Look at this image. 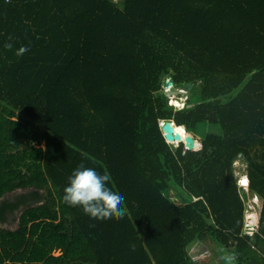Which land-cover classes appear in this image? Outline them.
Segmentation results:
<instances>
[{
    "label": "trees",
    "instance_id": "obj_1",
    "mask_svg": "<svg viewBox=\"0 0 264 264\" xmlns=\"http://www.w3.org/2000/svg\"><path fill=\"white\" fill-rule=\"evenodd\" d=\"M169 77L194 84L181 110ZM239 160L263 202L253 234ZM80 164L126 193L123 219L63 202ZM24 206L0 264H199L208 239L264 264V0H0V224Z\"/></svg>",
    "mask_w": 264,
    "mask_h": 264
},
{
    "label": "clouds",
    "instance_id": "obj_2",
    "mask_svg": "<svg viewBox=\"0 0 264 264\" xmlns=\"http://www.w3.org/2000/svg\"><path fill=\"white\" fill-rule=\"evenodd\" d=\"M4 47L11 50L13 44L9 42ZM29 50L27 46H22L16 51V55L22 56ZM110 183L111 177L108 173L102 174L95 168L80 164L68 177L63 189V202L70 207L82 208L92 219H123L127 213V195L122 190L109 187ZM222 259L226 264H234L236 255H223Z\"/></svg>",
    "mask_w": 264,
    "mask_h": 264
},
{
    "label": "rangeland",
    "instance_id": "obj_3",
    "mask_svg": "<svg viewBox=\"0 0 264 264\" xmlns=\"http://www.w3.org/2000/svg\"><path fill=\"white\" fill-rule=\"evenodd\" d=\"M166 90L163 88L162 92L165 94ZM169 98H171V97H169ZM182 100L184 102L183 107L182 108L177 107V109L181 110L187 105V103L189 101L188 95L183 96ZM171 101L175 104L174 99H171ZM169 106H171L170 99H169ZM18 118L23 120V121L29 119L23 112L18 114ZM210 131H211L210 129L206 130V132H210ZM173 145L176 148H178L180 146V144H173ZM234 167H235V175H236V178L238 181L239 188L242 191L246 192L247 194H250V196H248V199L246 200V202H247L246 226L249 227L250 224L253 223L252 222L253 220H251V218H254V217H255L256 223L259 224L258 220H260V211H261L263 202H262V200H260L257 197H255V198L252 197L249 187H247V188L245 187V189H244V186H242V184H241L242 183L241 182L242 177L247 174V164L245 163L244 160H239L235 163ZM249 186H250V183H249ZM32 193H33V191H18L16 193H12V194H9L7 196L9 197L10 201L17 202V199L24 201L26 199L25 196H30V195H32ZM172 197L174 198V196H172ZM255 200H257V201H255ZM177 203L179 204V202H177ZM26 208H27V206L22 211L24 212ZM21 213L12 217L10 219V221L6 225H2V227L5 229H8V230H12V231L17 230L19 227V223H20ZM253 225H255V223H253ZM197 244L198 243L196 242L194 245H192L190 251H193V249L197 246L199 248H197L196 251L197 250L200 251L201 255H202V252H205L204 257L197 258L198 259L197 261L199 264H226V262L222 259L223 253H222L221 249L214 242H212V240L208 239L206 241V244L202 245V246H199ZM207 246L210 247V251H209ZM195 253L196 252L194 251L192 254L195 256ZM55 255L59 256L60 253L56 252Z\"/></svg>",
    "mask_w": 264,
    "mask_h": 264
},
{
    "label": "water",
    "instance_id": "obj_4",
    "mask_svg": "<svg viewBox=\"0 0 264 264\" xmlns=\"http://www.w3.org/2000/svg\"><path fill=\"white\" fill-rule=\"evenodd\" d=\"M170 87H172L171 90L169 92L167 91L165 92V96L168 98L172 96L189 95V93L192 91L194 87V84H186L179 88L175 85L174 79L172 77H169L168 79H165L163 83V88L166 90ZM183 128L186 129L185 126H183ZM177 129L180 128H177V125L173 121L162 123V132L168 143L170 144L183 143L187 151L193 152L196 149L197 141L194 139L192 135L183 136L182 133Z\"/></svg>",
    "mask_w": 264,
    "mask_h": 264
},
{
    "label": "crops",
    "instance_id": "obj_5",
    "mask_svg": "<svg viewBox=\"0 0 264 264\" xmlns=\"http://www.w3.org/2000/svg\"><path fill=\"white\" fill-rule=\"evenodd\" d=\"M33 194V193H32ZM8 196H6L3 200H2V203H5V202H8V200L6 199ZM25 198H26V200L28 199V198H31V196H25ZM29 201H31V200H29ZM18 202H21V200H18L17 199V202H12L11 201V203H18ZM30 204V203H29ZM25 208V206L24 207H22L18 212H16L15 214H9L8 215V217H7V220H6V222L4 223V224H0V226L2 227V225H6L9 221H10V219L12 218V217H14V216H16L17 214H19V213H21V215L23 214V209ZM20 218H21V216H20ZM19 228V227H18ZM15 231V230H14ZM60 253V252H59ZM60 255H61V253H60Z\"/></svg>",
    "mask_w": 264,
    "mask_h": 264
},
{
    "label": "built area",
    "instance_id": "obj_6",
    "mask_svg": "<svg viewBox=\"0 0 264 264\" xmlns=\"http://www.w3.org/2000/svg\"><path fill=\"white\" fill-rule=\"evenodd\" d=\"M244 189H245V187H244ZM258 222H259V220H258ZM253 223H255V225H253ZM253 223H251L250 226L247 227L251 234H253V233L256 231V228H257L258 225H259V224L256 223V222H253Z\"/></svg>",
    "mask_w": 264,
    "mask_h": 264
},
{
    "label": "bare ground",
    "instance_id": "obj_7",
    "mask_svg": "<svg viewBox=\"0 0 264 264\" xmlns=\"http://www.w3.org/2000/svg\"><path fill=\"white\" fill-rule=\"evenodd\" d=\"M168 90V89H167ZM166 90V91H167ZM168 92V91H167ZM179 98H183V95H180V96H178ZM178 128V127H177ZM245 177L247 178V176L245 175ZM248 179V178H247ZM248 186H249V180H248ZM247 188V187H246ZM255 201H257V200H255ZM251 220H253L252 222H256V220H255V217L254 218H251Z\"/></svg>",
    "mask_w": 264,
    "mask_h": 264
},
{
    "label": "flooded vegetation",
    "instance_id": "obj_8",
    "mask_svg": "<svg viewBox=\"0 0 264 264\" xmlns=\"http://www.w3.org/2000/svg\"><path fill=\"white\" fill-rule=\"evenodd\" d=\"M6 199H7L9 202H11L10 199H9V197H7ZM16 212H18V211H16ZM16 212H13V214H15Z\"/></svg>",
    "mask_w": 264,
    "mask_h": 264
}]
</instances>
